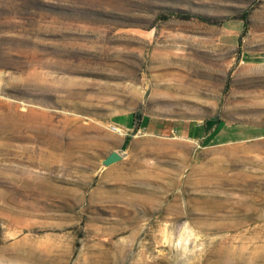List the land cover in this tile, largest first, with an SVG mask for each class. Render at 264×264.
I'll return each mask as SVG.
<instances>
[{
    "label": "rangeland",
    "instance_id": "rangeland-1",
    "mask_svg": "<svg viewBox=\"0 0 264 264\" xmlns=\"http://www.w3.org/2000/svg\"><path fill=\"white\" fill-rule=\"evenodd\" d=\"M0 264H264V0H0Z\"/></svg>",
    "mask_w": 264,
    "mask_h": 264
},
{
    "label": "crops",
    "instance_id": "crops-1",
    "mask_svg": "<svg viewBox=\"0 0 264 264\" xmlns=\"http://www.w3.org/2000/svg\"><path fill=\"white\" fill-rule=\"evenodd\" d=\"M174 131L180 133L181 135L184 134H190L192 132V130L195 131V133L197 134L200 130V128H203L200 125L194 126L191 123H182V124H176L174 126L171 127ZM187 134V135H188Z\"/></svg>",
    "mask_w": 264,
    "mask_h": 264
},
{
    "label": "water",
    "instance_id": "water-1",
    "mask_svg": "<svg viewBox=\"0 0 264 264\" xmlns=\"http://www.w3.org/2000/svg\"><path fill=\"white\" fill-rule=\"evenodd\" d=\"M121 159V155L117 151H111L104 159H102V163L107 166L111 163L119 161Z\"/></svg>",
    "mask_w": 264,
    "mask_h": 264
},
{
    "label": "trees",
    "instance_id": "trees-1",
    "mask_svg": "<svg viewBox=\"0 0 264 264\" xmlns=\"http://www.w3.org/2000/svg\"><path fill=\"white\" fill-rule=\"evenodd\" d=\"M145 121L149 120L148 118H144ZM215 123L214 120H211V119H207L205 122H204V129L205 130H208L213 124ZM223 125H221V128H222Z\"/></svg>",
    "mask_w": 264,
    "mask_h": 264
}]
</instances>
